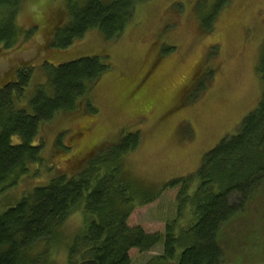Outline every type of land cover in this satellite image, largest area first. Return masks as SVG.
I'll list each match as a JSON object with an SVG mask.
<instances>
[{"label":"rangeland","instance_id":"374dc122","mask_svg":"<svg viewBox=\"0 0 264 264\" xmlns=\"http://www.w3.org/2000/svg\"><path fill=\"white\" fill-rule=\"evenodd\" d=\"M62 3L24 0L18 25L35 31L12 49L0 48L1 84L19 80L20 69L27 67V83L18 94L12 92L16 109L33 113L32 99L40 93L54 95L53 64L106 53L111 68L90 92L94 110L80 106L44 123L39 134L44 162L0 189V213L59 173L78 172L98 146L110 149L123 131L143 135V145L125 165L157 194L170 180L198 169L203 156L225 136L235 135L259 105L264 0H149L140 4L118 41L107 42L96 29L60 50L50 44L54 21H48ZM60 135L70 145L68 152H63ZM178 193L179 188H168L158 200L138 206L129 224L149 233L165 232L178 218ZM248 205L222 228V264H264V188ZM89 217L82 204L73 209L61 234L46 248L53 262L67 264L68 246L87 229ZM163 253V243L148 252L130 251L133 264H162L157 260Z\"/></svg>","mask_w":264,"mask_h":264},{"label":"trees","instance_id":"16d2710c","mask_svg":"<svg viewBox=\"0 0 264 264\" xmlns=\"http://www.w3.org/2000/svg\"><path fill=\"white\" fill-rule=\"evenodd\" d=\"M146 1L64 0L48 21H54L50 44L68 49L96 29L107 42H116ZM23 4L24 0H0V48L12 49L34 33L35 28L25 32L18 25ZM260 60L257 71L263 96L256 109L246 115L235 135L225 136L203 156L198 169L165 185L164 190L179 188L178 218L168 223L165 232L149 233L128 222L138 206L158 200L164 190L153 193L129 174L126 161L143 145V135L123 131L110 149L101 151L98 146L78 172L59 173L0 213V264H37L40 258L41 264H56L46 248L81 204L90 216L89 225L68 246L67 264H133L132 249L148 252L161 243L164 255L157 261L162 264H222V228L246 211L264 188V50ZM52 66L54 95L40 93L32 99L33 113L16 109L13 97L27 83V67L20 69L18 82L15 78L0 83V189L33 164L44 162L39 134L45 122L61 113H75L80 106L94 110L90 92L111 68L106 53ZM59 137L63 152H68L70 145ZM41 244L43 249L36 253Z\"/></svg>","mask_w":264,"mask_h":264}]
</instances>
